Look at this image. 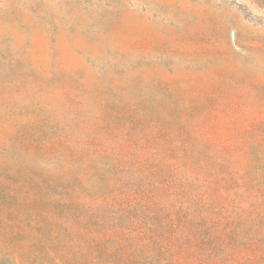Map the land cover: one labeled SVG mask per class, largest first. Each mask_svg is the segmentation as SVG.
<instances>
[{"label": "rangeland", "instance_id": "obj_1", "mask_svg": "<svg viewBox=\"0 0 264 264\" xmlns=\"http://www.w3.org/2000/svg\"><path fill=\"white\" fill-rule=\"evenodd\" d=\"M0 264H264V0H0Z\"/></svg>", "mask_w": 264, "mask_h": 264}]
</instances>
